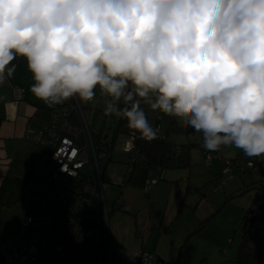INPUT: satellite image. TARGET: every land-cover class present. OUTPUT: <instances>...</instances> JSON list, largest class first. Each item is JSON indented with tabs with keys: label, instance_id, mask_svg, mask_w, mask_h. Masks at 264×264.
<instances>
[{
	"label": "clouds",
	"instance_id": "9594fccd",
	"mask_svg": "<svg viewBox=\"0 0 264 264\" xmlns=\"http://www.w3.org/2000/svg\"><path fill=\"white\" fill-rule=\"evenodd\" d=\"M17 58L50 108L98 89L141 139L143 104L206 150L264 156V0H0V86Z\"/></svg>",
	"mask_w": 264,
	"mask_h": 264
},
{
	"label": "rangeland",
	"instance_id": "374dc122",
	"mask_svg": "<svg viewBox=\"0 0 264 264\" xmlns=\"http://www.w3.org/2000/svg\"><path fill=\"white\" fill-rule=\"evenodd\" d=\"M105 99L97 89L92 102L80 103L91 132L111 140L120 118L104 111ZM141 106L151 124L159 116L160 136L166 135V141L173 146H186L189 164L149 168L145 178L156 181L145 194L142 186L127 183L130 164L129 155L123 151L125 135L117 137L111 159L103 170L107 183L104 193L109 211L112 201L121 194L125 212L115 209L108 215V235L106 230L102 232L106 255L110 257L112 252L116 264H124L125 258L141 247L150 250L157 245L166 251L169 264H177V259L178 264H235L244 240L241 220L248 209L264 204V167L260 166L264 165V156L249 158L238 149L225 147L218 152L220 156L238 158L243 164L250 160L255 166L249 171L233 168L234 172L221 174V165L214 167L210 160V172L201 155L200 133H167L173 118L153 112L147 105ZM116 181L126 185L121 193L113 184ZM157 182L159 188L154 193ZM13 215L10 208L0 209V233L6 230L5 224ZM246 243L254 252L264 253V238L259 235H249Z\"/></svg>",
	"mask_w": 264,
	"mask_h": 264
},
{
	"label": "built area",
	"instance_id": "2783aa9c",
	"mask_svg": "<svg viewBox=\"0 0 264 264\" xmlns=\"http://www.w3.org/2000/svg\"><path fill=\"white\" fill-rule=\"evenodd\" d=\"M12 97L20 100L21 89L14 87ZM153 122L159 136V116ZM25 137L43 145L46 152L20 188L22 219L17 232L0 240V264H116L113 253L110 257L105 253L102 234L106 230L108 235L109 215L103 170L115 141L107 140L106 135L94 136L76 98L51 110L41 125L28 126ZM138 139L144 140L127 130L123 151L130 163L144 160L135 148ZM172 150L179 152V148ZM201 154L208 165L213 153L204 149ZM221 161L224 173L232 165L244 169L237 160ZM246 166H253V162L248 160ZM153 182L145 180V194ZM113 184L120 191L124 188L122 181ZM112 209L125 210L120 194L112 201ZM145 257L151 258L149 264H162L148 250L127 256L124 264H142Z\"/></svg>",
	"mask_w": 264,
	"mask_h": 264
},
{
	"label": "crops",
	"instance_id": "0c3cea01",
	"mask_svg": "<svg viewBox=\"0 0 264 264\" xmlns=\"http://www.w3.org/2000/svg\"><path fill=\"white\" fill-rule=\"evenodd\" d=\"M13 63L17 65L16 72L4 86H0V209L8 210V208H10L14 215L8 220L9 224H5L6 230L0 233V240L6 235L18 231L22 219V209L18 202L20 186L22 182L30 176L37 161L46 152L45 147L42 150L43 145L32 142L25 137L26 129L28 126L37 127L44 122L43 119L36 115L38 107L46 111L54 108L48 107L31 93L30 86L33 81L31 79V73L27 71L26 61L16 59ZM14 87H18L22 91V98L20 100H14L12 97V90ZM62 105H57L55 107H60ZM173 148H179V146H174ZM204 149V147L201 148V150ZM212 153L213 156L210 158L211 163L214 167L221 165V174H228L230 170L234 172L235 170L233 168L239 170L236 165H232L229 171L224 173V164L221 161V158L224 157L220 156L218 152ZM234 160L239 161L238 158ZM239 162L240 165L244 166L243 171H249V169L256 164L252 161L253 166H246V163L243 164L241 161ZM206 166H209L208 171H213L210 161ZM260 166L264 167V165ZM228 176L231 177V175ZM151 181L155 182L156 180L153 179ZM157 188H159L158 182L154 186V193H156ZM122 201L124 205L123 198ZM123 212H125V210ZM140 250L152 251L164 263L166 262L169 264L167 260L170 259L166 251L157 248V245H154L153 249L151 248L150 250L141 247L135 253ZM176 261L178 264V259Z\"/></svg>",
	"mask_w": 264,
	"mask_h": 264
},
{
	"label": "trees",
	"instance_id": "16d2710c",
	"mask_svg": "<svg viewBox=\"0 0 264 264\" xmlns=\"http://www.w3.org/2000/svg\"><path fill=\"white\" fill-rule=\"evenodd\" d=\"M20 60H25V59H20ZM122 106L123 105H121V107ZM56 108L58 107H54L51 110ZM51 110L46 111L43 108L38 107L36 115L41 119H43L44 122H46ZM126 124L127 121L125 119L120 118L118 120L117 128L113 132V136L111 137L112 140L115 141L120 134L121 135L126 134L128 130ZM193 132L194 131L191 129H185L181 127L175 118L171 119L167 127V133L189 135L192 134ZM173 147L174 146H172L170 143L166 141V135L165 136L159 135L152 141H144L140 139L136 140L135 148L137 149L138 153L144 158V160L142 162H134V163L129 162L130 171H129L127 183L131 185H135V186L139 185L143 187L144 182L146 180L145 175L147 170L149 168H153L156 166H160L161 168L181 167L184 165L187 166L189 164V155L186 151L187 149L186 146L179 147L180 152L178 153L177 157L175 155L176 153L172 150ZM125 186L126 185L124 184V188ZM262 211H264V204H262L257 209H248L244 214L240 224V228L244 233L243 236L244 240L242 241L239 247L237 258L234 261L235 264H264V253H261L260 251H258L259 253L254 252L253 249L248 248V245L246 243L248 236L252 234L259 235L261 238H264V213H262ZM162 264L165 263L162 261Z\"/></svg>",
	"mask_w": 264,
	"mask_h": 264
}]
</instances>
